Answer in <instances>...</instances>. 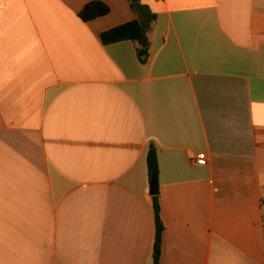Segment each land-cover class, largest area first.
Returning a JSON list of instances; mask_svg holds the SVG:
<instances>
[{
    "label": "crops",
    "instance_id": "1",
    "mask_svg": "<svg viewBox=\"0 0 264 264\" xmlns=\"http://www.w3.org/2000/svg\"><path fill=\"white\" fill-rule=\"evenodd\" d=\"M140 1L0 0V264H153L151 145L159 264H264V0Z\"/></svg>",
    "mask_w": 264,
    "mask_h": 264
},
{
    "label": "trees",
    "instance_id": "2",
    "mask_svg": "<svg viewBox=\"0 0 264 264\" xmlns=\"http://www.w3.org/2000/svg\"><path fill=\"white\" fill-rule=\"evenodd\" d=\"M135 18L124 24L115 26L100 33L99 38L104 45L114 44L121 41H131L135 45V53L141 64L148 59L149 35L156 19L150 9L140 0H128ZM109 13V7L100 1L87 3L78 13L79 18L88 22ZM146 163L149 177H157V153L154 146H150L146 155ZM153 219L155 237L153 245V264H159L160 237L163 225L159 215L158 197L153 196Z\"/></svg>",
    "mask_w": 264,
    "mask_h": 264
},
{
    "label": "water",
    "instance_id": "3",
    "mask_svg": "<svg viewBox=\"0 0 264 264\" xmlns=\"http://www.w3.org/2000/svg\"><path fill=\"white\" fill-rule=\"evenodd\" d=\"M149 194L151 196H156L158 194L157 179L155 176L150 177Z\"/></svg>",
    "mask_w": 264,
    "mask_h": 264
},
{
    "label": "built area",
    "instance_id": "4",
    "mask_svg": "<svg viewBox=\"0 0 264 264\" xmlns=\"http://www.w3.org/2000/svg\"><path fill=\"white\" fill-rule=\"evenodd\" d=\"M196 163L198 165H205V156H204V154H197Z\"/></svg>",
    "mask_w": 264,
    "mask_h": 264
}]
</instances>
